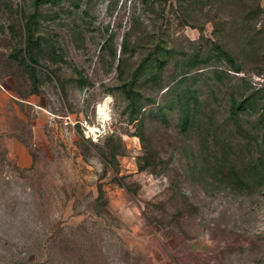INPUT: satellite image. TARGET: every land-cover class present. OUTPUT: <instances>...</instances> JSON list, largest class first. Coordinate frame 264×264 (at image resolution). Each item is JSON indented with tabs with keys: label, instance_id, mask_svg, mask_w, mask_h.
Here are the masks:
<instances>
[{
	"label": "rangeland",
	"instance_id": "rangeland-1",
	"mask_svg": "<svg viewBox=\"0 0 264 264\" xmlns=\"http://www.w3.org/2000/svg\"><path fill=\"white\" fill-rule=\"evenodd\" d=\"M33 1L0 0V264H264V111L229 107L264 0L42 2L35 63Z\"/></svg>",
	"mask_w": 264,
	"mask_h": 264
},
{
	"label": "trees",
	"instance_id": "trees-1",
	"mask_svg": "<svg viewBox=\"0 0 264 264\" xmlns=\"http://www.w3.org/2000/svg\"><path fill=\"white\" fill-rule=\"evenodd\" d=\"M58 0H34L33 5L35 9L28 11L26 13V18L23 17L21 20V30L23 31L22 34L24 36L23 39V45H21L18 49L23 51V61L25 57H29L30 60L33 61V63L36 62V57L32 54L34 46L38 43V39L34 36V24L37 21V13L39 6L42 2H57ZM18 9L15 8V11L17 12ZM224 56L226 60L229 62L232 69L240 70L242 66L237 62L236 58L233 54L229 51H224ZM24 65H28L29 67H34L32 62H25ZM259 91V88L255 91H252V93H249V95L244 96L241 99H238L236 97L231 98L230 103V115L234 119L238 117V113L241 111H244L248 109L250 106H257L258 103L261 104L263 111H264V101H258V95L256 94ZM262 96V95H261ZM239 124V123H238ZM261 167H264V159L262 156L259 157Z\"/></svg>",
	"mask_w": 264,
	"mask_h": 264
},
{
	"label": "built area",
	"instance_id": "built-area-1",
	"mask_svg": "<svg viewBox=\"0 0 264 264\" xmlns=\"http://www.w3.org/2000/svg\"><path fill=\"white\" fill-rule=\"evenodd\" d=\"M65 120L73 125H80L84 135L89 137H94L96 134V130L99 128V126L91 121L89 116L84 114L73 115L71 113H68L67 115H65ZM95 126H97V129L95 128Z\"/></svg>",
	"mask_w": 264,
	"mask_h": 264
},
{
	"label": "bare ground",
	"instance_id": "bare-ground-1",
	"mask_svg": "<svg viewBox=\"0 0 264 264\" xmlns=\"http://www.w3.org/2000/svg\"><path fill=\"white\" fill-rule=\"evenodd\" d=\"M98 112H99L100 116L105 117V118L107 117V115L109 113V98H107L105 100V102L101 105ZM95 128L97 129V126H95Z\"/></svg>",
	"mask_w": 264,
	"mask_h": 264
}]
</instances>
